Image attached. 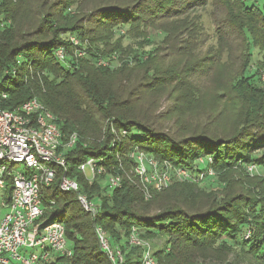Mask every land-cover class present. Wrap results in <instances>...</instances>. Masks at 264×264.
<instances>
[{
	"label": "trees",
	"instance_id": "1",
	"mask_svg": "<svg viewBox=\"0 0 264 264\" xmlns=\"http://www.w3.org/2000/svg\"><path fill=\"white\" fill-rule=\"evenodd\" d=\"M211 5L217 43L206 47ZM33 98L64 143L77 136L42 189V219L64 224L70 254L39 264H114L98 228L116 264H141L134 232L156 264H264V174L248 171L264 167V0H0V107ZM139 152L172 167L167 186L143 182ZM90 158L106 170L93 180L78 169ZM64 175L95 214L60 191Z\"/></svg>",
	"mask_w": 264,
	"mask_h": 264
},
{
	"label": "built area",
	"instance_id": "2",
	"mask_svg": "<svg viewBox=\"0 0 264 264\" xmlns=\"http://www.w3.org/2000/svg\"><path fill=\"white\" fill-rule=\"evenodd\" d=\"M71 41L76 46L80 45L76 36H72ZM77 50L79 56L86 55L84 48ZM56 56L64 60L65 50L58 49ZM1 98L7 99L8 94L2 93ZM76 140L77 136L72 135L68 143L63 142L54 115L37 98L13 110L0 107V191L6 189L7 175L12 178L14 186L11 202L6 204L3 200L0 209V264H39L49 261L54 253L70 254L64 224L58 220L42 219V189L55 180L57 168L67 164L65 150L61 148L73 147ZM135 157L138 161L136 172L145 184H152L155 189L168 185L172 167L161 168L157 160L142 152L135 153ZM19 164L24 166L23 170H17ZM262 168L252 164L248 171L264 174ZM78 169L91 180L98 174L106 173L105 166L95 158L82 162ZM175 170L178 177H189L185 169ZM121 180L120 176L107 177L111 188L118 186ZM59 189L62 192H77L78 201L86 211L93 214L98 211L96 202L79 192L80 182L76 178L64 175ZM98 234L110 258L115 263L122 261L121 253L115 254L110 249L101 228H98ZM131 242L143 249L141 264H156L148 242L136 232L132 234Z\"/></svg>",
	"mask_w": 264,
	"mask_h": 264
},
{
	"label": "rangeland",
	"instance_id": "3",
	"mask_svg": "<svg viewBox=\"0 0 264 264\" xmlns=\"http://www.w3.org/2000/svg\"><path fill=\"white\" fill-rule=\"evenodd\" d=\"M205 23L207 25L206 28V47H209L211 45H214L217 43V33H216V26H215V20L219 18L218 13L219 10L216 8L214 5H211L207 8V12H205ZM208 39V40H207ZM264 151V149H262ZM17 170H23L24 166L22 164H19L16 166ZM262 171H264V168H262ZM2 191H0V209H1V204L3 202L2 199ZM4 212V211H3ZM3 216V214H2ZM147 242V241H146ZM109 244V242H108ZM152 249L155 250V245H152Z\"/></svg>",
	"mask_w": 264,
	"mask_h": 264
},
{
	"label": "crops",
	"instance_id": "4",
	"mask_svg": "<svg viewBox=\"0 0 264 264\" xmlns=\"http://www.w3.org/2000/svg\"><path fill=\"white\" fill-rule=\"evenodd\" d=\"M3 211L5 212V211H6V209H4ZM3 211H2V212H3ZM4 212H3V213H4Z\"/></svg>",
	"mask_w": 264,
	"mask_h": 264
},
{
	"label": "water",
	"instance_id": "5",
	"mask_svg": "<svg viewBox=\"0 0 264 264\" xmlns=\"http://www.w3.org/2000/svg\"><path fill=\"white\" fill-rule=\"evenodd\" d=\"M114 262V261H113ZM114 264H116L115 262H114Z\"/></svg>",
	"mask_w": 264,
	"mask_h": 264
}]
</instances>
